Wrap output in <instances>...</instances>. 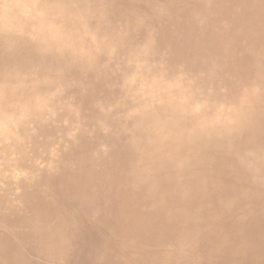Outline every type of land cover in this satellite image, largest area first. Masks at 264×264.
<instances>
[{
  "label": "bare ground",
  "instance_id": "1",
  "mask_svg": "<svg viewBox=\"0 0 264 264\" xmlns=\"http://www.w3.org/2000/svg\"><path fill=\"white\" fill-rule=\"evenodd\" d=\"M0 264H264V0H0Z\"/></svg>",
  "mask_w": 264,
  "mask_h": 264
}]
</instances>
